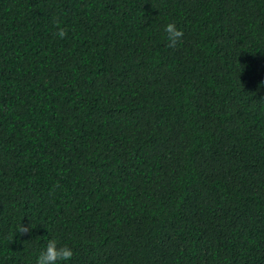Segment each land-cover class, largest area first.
<instances>
[{
    "label": "trees",
    "instance_id": "1",
    "mask_svg": "<svg viewBox=\"0 0 264 264\" xmlns=\"http://www.w3.org/2000/svg\"><path fill=\"white\" fill-rule=\"evenodd\" d=\"M53 238L264 264V0H0V264Z\"/></svg>",
    "mask_w": 264,
    "mask_h": 264
},
{
    "label": "clouds",
    "instance_id": "2",
    "mask_svg": "<svg viewBox=\"0 0 264 264\" xmlns=\"http://www.w3.org/2000/svg\"><path fill=\"white\" fill-rule=\"evenodd\" d=\"M168 46L175 48L178 42L183 37L184 33L175 23H167L164 27ZM59 39H64L67 35L65 29H58L56 33ZM23 233L28 232V229L22 228ZM74 252L71 247L67 245L59 246L56 239H49L46 247L36 257L35 264H69L72 260Z\"/></svg>",
    "mask_w": 264,
    "mask_h": 264
}]
</instances>
